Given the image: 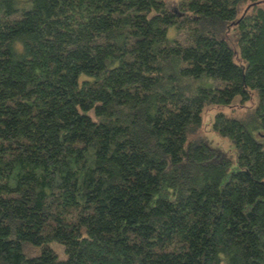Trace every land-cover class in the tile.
Masks as SVG:
<instances>
[{
    "label": "trees",
    "instance_id": "16d2710c",
    "mask_svg": "<svg viewBox=\"0 0 264 264\" xmlns=\"http://www.w3.org/2000/svg\"><path fill=\"white\" fill-rule=\"evenodd\" d=\"M0 264H264V0H0Z\"/></svg>",
    "mask_w": 264,
    "mask_h": 264
},
{
    "label": "rangeland",
    "instance_id": "374dc122",
    "mask_svg": "<svg viewBox=\"0 0 264 264\" xmlns=\"http://www.w3.org/2000/svg\"><path fill=\"white\" fill-rule=\"evenodd\" d=\"M179 0H165L169 9H172L176 6ZM215 113V109L207 111L203 115V136L211 145V147L221 151L225 157L230 160H233L235 157V150L232 143L221 139L218 135H216L212 130V119L213 114ZM62 254L59 253V256Z\"/></svg>",
    "mask_w": 264,
    "mask_h": 264
}]
</instances>
